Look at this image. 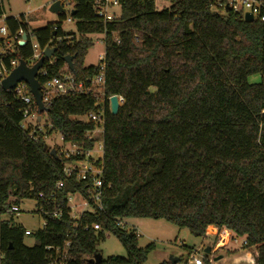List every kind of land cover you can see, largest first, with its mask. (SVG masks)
<instances>
[{"label": "trees", "instance_id": "obj_1", "mask_svg": "<svg viewBox=\"0 0 264 264\" xmlns=\"http://www.w3.org/2000/svg\"><path fill=\"white\" fill-rule=\"evenodd\" d=\"M95 1L67 0L76 10V33L57 24L33 31L40 47L51 40L56 44L55 64L45 63L48 75H39L40 84L69 74L87 91L53 99L51 131L31 139L21 129L18 96L0 87V212L34 200L46 222L29 236L33 247L25 244L23 227L0 222L4 264H48L55 256L48 248L66 243H71L68 264H89L101 255L98 246L107 233L118 238L127 256L99 264H144L155 245L138 246L136 230L119 225L129 218L165 220L200 238L211 226L225 229L246 239L244 248L255 264H264V23L214 11L215 0H171L161 11L154 0H121L120 17L104 23L96 16ZM7 24L12 33L28 31L12 17ZM94 35L105 36V57L87 68ZM32 54L29 43L16 56L27 62ZM66 57H74V71ZM102 65L105 85L100 88L92 81ZM256 74L261 81L251 84ZM113 96L124 99L117 115L108 100ZM98 103L106 108L104 209L76 221L68 197H86L88 186L64 176L71 160L52 157L45 137L57 132L68 143L92 149L87 134L96 125L78 118L97 111ZM60 181L64 188L56 190ZM54 209L59 218L51 215Z\"/></svg>", "mask_w": 264, "mask_h": 264}, {"label": "built area", "instance_id": "obj_2", "mask_svg": "<svg viewBox=\"0 0 264 264\" xmlns=\"http://www.w3.org/2000/svg\"><path fill=\"white\" fill-rule=\"evenodd\" d=\"M1 5L4 10V14L0 16V87L2 82L8 78L11 73L19 66L20 59L16 56L20 47L25 46L30 43L33 54L31 59H29L26 63L29 67H33L38 61H40L45 52L48 50H56V44L54 40H51L46 47L42 48L38 44L35 36L33 35V31L29 29L28 23L26 22V15L22 17H14V21L17 23L24 22L28 26V31L26 32L23 28H21L18 32L12 33L11 27L7 24V15L5 14L4 9V0H0ZM62 9L64 7L69 6L72 8V11L69 13V16H64V22L68 24L74 23L73 20V11L75 10L74 6L67 2L62 4L59 0ZM95 12L96 16L101 19L104 23H109L117 20L120 16L113 10L115 7L121 8V0H96L95 4ZM214 11H233L236 14L242 15L245 19L247 14L253 15L254 21H261L264 23V0H215V3L212 6ZM65 15V12L62 13ZM13 18V17H12ZM61 29L64 31L63 27ZM58 30V26L55 27V31ZM67 33V32H66ZM27 36L26 41L23 40L24 36ZM105 39V38H104ZM56 41H61V38L56 39ZM105 43V42H104ZM104 59V58H103ZM102 59V60H103ZM45 63L53 66L55 64L54 55L45 60ZM43 68L39 71V75L42 77H46L48 75L47 70ZM105 67L102 65L99 75L92 81L93 85L96 87L102 88L105 85ZM41 95H42V103L46 109H49L52 106L53 99L55 97H74L76 95L82 94L83 92H87L85 90L84 82H76L75 78L69 74L56 76L52 79L46 81L44 85L41 84ZM7 92H15L18 96L21 104H22V115L23 120L21 123V129L24 131H28L29 137L35 141L38 140V135L40 133L46 134L48 131L53 129L52 125L49 122V112H43L42 114L39 111L38 106L36 105L34 97L30 93V88L25 83L18 84L17 88L14 91ZM114 97V96H113ZM112 98V97H111ZM109 98V102L110 99ZM120 106L124 103V99L122 97H118ZM103 100L101 101V103ZM105 103V101H104ZM98 107L97 111L91 112L90 114L80 117L78 119H85L86 121H81L83 123H94L96 125L95 130L90 131L87 134V138L89 141L94 142V147L92 149H84L83 147L68 143L65 141L63 136L61 135V145L55 144L52 149H55L57 155L65 158L67 160H71L67 162L64 166V176L67 179H74L77 182H82L87 184V195L82 196L79 193L70 195L68 197V207L71 210V215L73 210L77 211V217H72L74 220L79 221L84 214L88 212L95 211H103V197H104V170L102 166V161L104 157V141L103 134L105 128V114L106 108L104 106H100V103L96 105ZM111 109V107H110ZM46 117V120H44ZM44 125V126H43ZM47 128V129H46ZM57 133V132H54ZM52 133V134H54ZM50 136H46V140H48ZM99 144V157L94 156V151ZM64 182L60 181L56 185V190H61L64 188ZM39 199H44L43 194H39ZM77 198L81 200V204H76ZM51 202L55 203V193L51 196ZM10 213L11 215H15L20 213L19 206H13L4 213ZM42 213L47 214V212L42 210ZM49 214V213H48ZM3 214L0 212V217ZM51 215L55 218L60 217V213L54 209ZM120 227H126L124 222L119 224ZM46 226V222L44 223V227ZM43 227V228H44ZM95 231L101 230V226L99 224L94 226ZM136 230V229H135ZM137 235L139 236L138 231L136 230ZM229 232V231H228ZM225 231H219L216 233L217 243L214 247L215 251H219L222 248H226L230 245L239 244L238 239L230 236V234ZM33 233L26 230L25 236L29 237ZM140 237V236H139ZM248 242L244 239L243 243L240 245L242 248L246 247ZM70 248L71 243H66V245L62 248H48V250H54L55 256L48 264H68L70 260ZM206 256V255H205ZM0 264H4V255L0 250ZM190 264H205L204 259L196 258L195 256L191 257Z\"/></svg>", "mask_w": 264, "mask_h": 264}, {"label": "rangeland", "instance_id": "obj_3", "mask_svg": "<svg viewBox=\"0 0 264 264\" xmlns=\"http://www.w3.org/2000/svg\"><path fill=\"white\" fill-rule=\"evenodd\" d=\"M59 0H4V9L7 17H21L26 15V22L28 23L31 31H36L45 28L49 24H57L63 27L67 33H76V24H68L61 20L60 15L50 12L51 6ZM62 4L66 3V0H60ZM155 7L158 11L171 6V0H154ZM119 16L121 15V8L115 7L113 9ZM63 11L66 17L72 11V8L65 6ZM78 39L79 36H76ZM104 35L91 36V40L94 46L89 50L84 66L89 68L97 66L105 57V43ZM261 81L259 74L253 75L249 78L251 84H258ZM98 93H102V90L96 89ZM102 98V97H101ZM46 120V117L45 119ZM86 121L85 119H79ZM44 126V125H43ZM47 146L50 150L55 144L61 145V135L54 133L46 140ZM94 156L99 157V144L97 145ZM76 204H81L79 198L76 199ZM20 213L11 215L10 213L3 214L0 217L2 221H12L16 226H21L25 230L35 233L44 227V219L41 215L37 214L36 202L34 200H25L19 205ZM72 217H77V211L73 210ZM124 225L128 229H134L139 233L138 246L140 248H146L150 244L155 245V250L148 256L147 261L144 264H173V261H177L175 264H190L191 257L204 259L205 263V250L207 248H213L217 243V237L209 234L205 237H196L192 235L187 229H179L176 226L166 222L165 220H152L145 218H129L124 220ZM239 244L231 245L230 249L233 251L239 250L245 255V248L240 245L243 243L244 238L236 237ZM25 244L28 247H33L35 241L33 238L26 237ZM98 250L104 260L113 257L126 258L127 251L122 246L118 238L107 233L104 240L99 243ZM193 252L192 254L190 252ZM249 252V251H247ZM218 254V255H217ZM211 255L225 256V252L215 251L214 249ZM210 256V255H209ZM244 264H254L251 262H245Z\"/></svg>", "mask_w": 264, "mask_h": 264}, {"label": "water", "instance_id": "obj_4", "mask_svg": "<svg viewBox=\"0 0 264 264\" xmlns=\"http://www.w3.org/2000/svg\"><path fill=\"white\" fill-rule=\"evenodd\" d=\"M50 12L57 15L63 13V9L59 1L55 2L51 6ZM75 14H76V10L73 11L72 15L75 16ZM244 20L248 23H253L254 22L253 15L247 14ZM26 39L27 36L25 35L23 37V40L26 41ZM55 52H56L55 49L46 51L44 57L40 61H38L33 67H29L24 60H21L19 66L11 73V75L8 78H6L2 82L1 88L6 92L14 91L17 88L18 84L25 83L29 86L30 93L34 97L40 113L42 114L43 112H49V109H46L42 103V95L40 92L42 87L38 80V74L39 71L43 68L45 60L50 59L55 54ZM73 60L74 57H66L64 59L70 71H74ZM110 107H111L112 115H117L120 109V103L117 96H114L110 99ZM46 150H48V146H46ZM49 152L52 157L58 158L55 149H51ZM211 253L212 252L210 248H207L205 250V255L209 256L211 255ZM221 259L222 257H218L214 261L217 262ZM102 260H103L102 256L98 254L89 261V264H99ZM171 261L173 262V264L177 262L173 260Z\"/></svg>", "mask_w": 264, "mask_h": 264}, {"label": "crops", "instance_id": "obj_5", "mask_svg": "<svg viewBox=\"0 0 264 264\" xmlns=\"http://www.w3.org/2000/svg\"><path fill=\"white\" fill-rule=\"evenodd\" d=\"M134 229H136V228H134ZM219 231H225V229H218L214 226H211L207 229L206 235L212 234V235L216 236V233ZM228 233L230 234V236H232V234L230 232H228ZM230 246H228L226 248H222L221 250H219V252H221V251L225 252L227 255V258L225 256H217L218 254L217 255H210L209 263L210 264H244L245 262H251V263L255 264L254 258L250 252L245 251V255H243L242 252H239V250H237V251L231 250ZM214 252H215V249H214ZM218 257H222V259L215 262L214 260Z\"/></svg>", "mask_w": 264, "mask_h": 264}]
</instances>
